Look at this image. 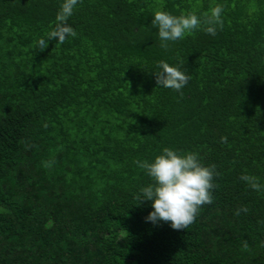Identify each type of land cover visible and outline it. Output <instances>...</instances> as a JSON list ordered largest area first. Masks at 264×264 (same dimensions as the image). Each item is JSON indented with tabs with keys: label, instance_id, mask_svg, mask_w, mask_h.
<instances>
[{
	"label": "trees",
	"instance_id": "16d2710c",
	"mask_svg": "<svg viewBox=\"0 0 264 264\" xmlns=\"http://www.w3.org/2000/svg\"><path fill=\"white\" fill-rule=\"evenodd\" d=\"M62 3L0 0V264H264V187L241 179L264 186V0H79L77 36L40 50ZM216 5L215 35L160 46L157 9ZM160 60L183 61L182 97ZM165 147L220 173L188 229L135 199Z\"/></svg>",
	"mask_w": 264,
	"mask_h": 264
},
{
	"label": "clouds",
	"instance_id": "9594fccd",
	"mask_svg": "<svg viewBox=\"0 0 264 264\" xmlns=\"http://www.w3.org/2000/svg\"><path fill=\"white\" fill-rule=\"evenodd\" d=\"M78 2L79 0H63L54 26L45 34L46 38L42 37L38 41L40 50L46 49L50 40L63 44L69 36H77L68 20ZM222 13V5L213 7L210 13L205 12L203 18L192 11L174 15L166 10L157 9L152 24L158 27L160 46L167 49L169 41L183 39L202 27L206 33L215 35L217 26L223 28ZM182 64L183 61L174 66L160 60L157 64L158 71L154 72L158 86L173 89L179 92L181 97L182 89L190 80V76L181 69ZM221 142L226 143L227 137H222ZM136 164L152 179V183L140 189L135 199L139 200L140 204L146 200L152 202L153 211L146 220L153 224L163 221L169 223L174 230L188 229L195 222L202 206L211 204L214 200L213 190L217 187L214 178L220 173L216 170L215 164L206 166L202 163L197 152L182 153L165 147L161 154L155 156L154 161L138 160ZM49 166L50 163L45 164V167ZM241 179L253 190L261 191L264 187L255 176L242 175ZM241 210L247 211L246 208L238 209L236 214ZM244 247L247 248V242Z\"/></svg>",
	"mask_w": 264,
	"mask_h": 264
}]
</instances>
